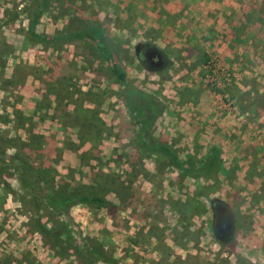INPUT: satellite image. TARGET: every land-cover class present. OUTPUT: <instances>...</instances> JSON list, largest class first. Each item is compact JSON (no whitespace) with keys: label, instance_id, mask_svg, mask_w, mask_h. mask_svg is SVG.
<instances>
[{"label":"rangeland","instance_id":"rangeland-1","mask_svg":"<svg viewBox=\"0 0 264 264\" xmlns=\"http://www.w3.org/2000/svg\"><path fill=\"white\" fill-rule=\"evenodd\" d=\"M21 1L0 0V16ZM59 1L60 11L54 0H46L37 30L64 37L88 24L95 37L103 36L93 45L71 38L55 48L79 74L72 77L74 105L96 108L109 134L94 152L98 159L84 167L77 162L84 148L71 146L77 141L70 126L61 127L60 109L53 103L41 112L50 118L39 121L33 115L32 129L55 141L61 152L55 167L69 187L87 183L90 171L114 172L128 185L126 206L113 223L100 209L79 201L53 219L58 222L41 220L44 235L31 227L32 214L14 176L4 173L1 178L14 192L0 185V264H105L97 253L87 252L94 246L107 264H264V0ZM26 26L22 16L0 23V49L27 64L28 55L43 48L27 40ZM44 49L52 52L47 45ZM145 49L162 53L160 68L144 61ZM6 63L10 67L0 61V78ZM111 63L125 82L117 80ZM20 66L19 76L32 73ZM126 86L156 99L159 111L143 124L141 138L149 145L163 143L177 162L158 152L144 153L139 142L128 148L131 138L125 135L133 133L137 140L138 127L129 124ZM2 92L0 140L7 153L9 131L15 129L9 103L24 107L32 99L14 85ZM61 108L75 110L70 103ZM207 157L218 167L209 180L198 170ZM217 203L236 228L223 239L214 227ZM226 226L221 223L219 229ZM82 250L87 255L79 259Z\"/></svg>","mask_w":264,"mask_h":264},{"label":"trees","instance_id":"trees-1","mask_svg":"<svg viewBox=\"0 0 264 264\" xmlns=\"http://www.w3.org/2000/svg\"><path fill=\"white\" fill-rule=\"evenodd\" d=\"M42 2L39 3L38 0H23L19 8L16 4L7 10L4 17L0 16L1 25L8 24V22L15 19V16H22L27 23L26 28L24 27L26 30L25 37L40 49L43 48L39 53L33 55L34 62L31 67L32 76L42 91L41 98L35 103L33 114L30 117L13 107V117L10 120L15 125V129L13 136L7 139V143L12 151L10 155L6 153V149L0 140V185H2L3 190H6V192L13 193V189L1 176L4 173L14 176L16 186L22 192L21 200L23 204L25 203L30 208L32 217L29 222L31 227L41 234L47 235V229L42 225L41 220L53 222L54 224L55 221L58 222L57 220H53L55 217H60L69 206L79 201H84L90 207L100 209L113 223L116 222L120 217L121 211L124 210V206H126V187L128 185L121 181L120 177L118 178V175L114 172L102 174L101 171H90L87 183L81 180L78 187H69L70 185L63 180L64 178L62 175H59L55 167V163L61 153L60 149L55 145V141L44 135L35 133L32 129L34 123L33 115L37 114L39 121L50 118L47 117L45 112L43 114L41 112L49 110L53 103L55 108L60 109V113L57 116L58 122L61 127L64 125L70 126L72 135H74L77 143L71 142L69 136L65 134L66 139L72 143V147L80 145L81 148H84L83 152L77 156L78 165L84 167L89 165V161H96L98 159L94 152L98 146L103 144V140L109 134L108 125L101 120L96 108L84 107L81 104L74 105L76 100L72 92V77L78 78L79 74L76 73L75 65H69L62 60L63 57L58 56L59 53H56L57 49L55 48L61 41L70 40L71 38H79L81 41L93 45L91 42L95 38L101 41L103 40V36L100 34L98 37H95V29L88 26V24L81 30L68 33L64 37L61 34L47 35L40 33L37 28L43 8L46 6V0ZM46 45L50 48L48 50H52L50 55H47L46 49H44ZM94 47L102 52L105 59L110 60L111 56L106 54L104 48H101L97 44ZM152 51L154 52L153 56H156L157 60L151 66L160 68L163 62L162 53L158 49L148 50L149 56L152 54ZM110 70L114 75L116 74L117 80L125 82L124 74L117 69L114 63L110 64ZM10 82L6 81L5 85H9ZM68 103L73 104L75 113H69L61 108L62 104L68 105ZM125 104L127 114H130L133 119V123L129 124L138 127V130L134 132L138 136L137 140H133L135 135L133 133L131 137L128 134H124L125 138H131L127 141L128 148L130 149L131 146L134 148L137 142H139L141 150L144 153L148 151L158 152L159 154L169 156L174 162H177L175 153L163 143L149 145L141 138L143 124L151 122L155 118V112L159 111L156 99L135 87L126 86ZM65 115H68L66 118L71 119L66 124H64L66 118H63ZM18 130H21V132L19 133ZM66 145L69 146L70 143L66 141ZM121 154L125 153L122 151ZM211 158L207 157L198 166L199 172L208 180L210 175L218 171L216 162ZM153 162L155 165L159 163L156 160ZM136 169L137 165L134 164L132 170ZM110 195L114 196V198H109ZM2 202L0 199V204ZM58 225L60 227L63 226L61 223ZM55 231L58 232L59 230ZM69 242H71L70 237ZM83 251L78 253L79 259L87 255ZM87 252L89 254L91 252L97 253V257L107 264V259L103 256L100 247L94 246Z\"/></svg>","mask_w":264,"mask_h":264},{"label":"crops","instance_id":"crops-1","mask_svg":"<svg viewBox=\"0 0 264 264\" xmlns=\"http://www.w3.org/2000/svg\"><path fill=\"white\" fill-rule=\"evenodd\" d=\"M54 2H55L54 3L55 6H58V10H59V7H61V5L59 4L60 1L59 0H54ZM138 4H139L138 8H141L140 3H138ZM62 5H63V7H67L68 6L67 1H65L64 4L62 2ZM68 10H69L68 12H71V8L70 7H68ZM138 13H141V11H139ZM61 23H63V20L60 19L58 24H61ZM23 30H25V29H23ZM25 32H26V30L23 33L24 35H25ZM24 35H23V37H24ZM23 42H25V44L26 43L28 44V42L25 39L23 40ZM34 54H35V52L32 51L28 55L29 59L27 58V64H26V63H23L21 60H19L20 59L19 57H17V58L14 57L13 58V56L10 55V53H7L5 50L0 49V61L3 60V61H9L10 62V67H8V65L6 63L5 68L2 69L3 76H2V78H0V94L1 95L3 94L2 90L4 89V87H6V85H5L6 81H11L9 85L17 86L18 89H19V92L29 93V98L32 99V101L29 103V105L28 106L25 105L24 107H19L20 104L9 103V104H11V107H12V108L10 107L11 112H8L9 121H12L10 119H12V117H13V114H12L13 107L19 109L20 111L23 109V111H21V112L24 115L30 117L33 114L32 111L34 110L35 103L37 101H39L40 98H41V92H39V90H38L37 82H36L35 78H33L32 73L30 71L27 72V73L24 72L22 76H19L17 74V69L19 67H21L20 64L27 65L30 68L32 67L33 61H34L33 60V55ZM3 66H4V64L1 63V67H3ZM31 71H32V69H31ZM7 87H8V85H7ZM1 95H0V102L2 100L1 99L2 98ZM24 110H27V112H25ZM10 128L11 127H5L4 130H10ZM9 132L10 133H14L13 131H9ZM7 153H8V155H10L12 153V151L11 150L7 151Z\"/></svg>","mask_w":264,"mask_h":264},{"label":"flooded vegetation","instance_id":"flooded-vegetation-1","mask_svg":"<svg viewBox=\"0 0 264 264\" xmlns=\"http://www.w3.org/2000/svg\"><path fill=\"white\" fill-rule=\"evenodd\" d=\"M148 50H144L143 52V57H144V61L149 65H152L155 63V61L157 60L156 56H153V51H152V54H150V56L148 55L149 53H147ZM146 56H148V58H146ZM162 60L164 62V57L162 55ZM213 210H214V218H215V224H214V227L218 230V232L220 233V236L223 238L227 237V235L232 232V228L230 227V224H229V221H228V215H227V212L225 211V208L222 207L220 205V203H217V204H214L213 206ZM226 223V229L223 230V229H219V225L221 223ZM232 226V225H231ZM230 235V234H229Z\"/></svg>","mask_w":264,"mask_h":264}]
</instances>
